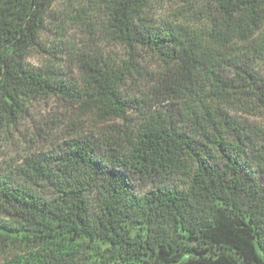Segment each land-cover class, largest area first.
I'll use <instances>...</instances> for the list:
<instances>
[{
  "label": "trees",
  "instance_id": "trees-1",
  "mask_svg": "<svg viewBox=\"0 0 264 264\" xmlns=\"http://www.w3.org/2000/svg\"><path fill=\"white\" fill-rule=\"evenodd\" d=\"M151 1H87L129 53L78 56V84L39 42L56 0H0V131L47 97L124 123L0 174V264H264V132L229 115L264 114V0H185L204 7L196 28L151 23ZM138 50L162 63L149 91L174 112L132 94Z\"/></svg>",
  "mask_w": 264,
  "mask_h": 264
},
{
  "label": "rangeland",
  "instance_id": "rangeland-1",
  "mask_svg": "<svg viewBox=\"0 0 264 264\" xmlns=\"http://www.w3.org/2000/svg\"><path fill=\"white\" fill-rule=\"evenodd\" d=\"M88 0H56L53 4L45 29L40 36V44L46 48L58 44L62 49L59 64L66 78L81 84L76 59L80 55L101 56L109 60H127L128 49L114 41L105 30L106 19L103 12L90 11ZM203 5L185 0H152L147 10L151 23L175 22L197 27L203 12ZM135 57L145 79L140 86L133 87L132 94L145 101L144 111L167 113L176 106L161 96L149 91L157 85L162 76V63L153 55L138 50ZM47 56L34 53L28 59L31 66L42 68ZM48 59V58H47ZM131 117L132 114L128 113ZM168 115V114H167ZM229 115L245 127H256L264 132V114H251L244 110H231ZM170 116V115H169ZM142 118V117H139ZM139 118L132 116L133 123ZM184 130L183 124L174 123ZM124 130L120 120H98L90 114H83L76 106H71L55 97L38 98L27 103L23 118L0 131V174H7L17 165L32 156L48 153L65 140L73 138H94L103 142L108 136H117L116 131ZM186 131V130H185ZM151 184L138 182L135 191L146 193Z\"/></svg>",
  "mask_w": 264,
  "mask_h": 264
}]
</instances>
